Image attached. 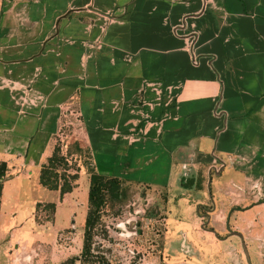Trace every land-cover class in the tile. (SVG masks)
<instances>
[{
  "label": "crops",
  "instance_id": "obj_1",
  "mask_svg": "<svg viewBox=\"0 0 264 264\" xmlns=\"http://www.w3.org/2000/svg\"><path fill=\"white\" fill-rule=\"evenodd\" d=\"M72 110L94 171L163 156L182 227L207 200L241 230L264 210V0H0V159L37 173Z\"/></svg>",
  "mask_w": 264,
  "mask_h": 264
},
{
  "label": "rangeland",
  "instance_id": "obj_2",
  "mask_svg": "<svg viewBox=\"0 0 264 264\" xmlns=\"http://www.w3.org/2000/svg\"><path fill=\"white\" fill-rule=\"evenodd\" d=\"M54 144L67 159V171L77 169L71 193L60 197L57 189L38 182V171L7 166L1 194L5 218H0V264H246L236 235L227 234L224 227L218 235L208 229L214 221L223 225L227 210L236 203L226 204L211 220L210 202L195 204L191 213L195 223L187 221L190 225L182 227L185 217L175 210L177 186L169 192L166 186L150 185L162 183L166 168L163 156L141 161L129 174L140 182H125V175L117 176L120 193L103 203L91 231L90 258L81 261L87 177L93 167L74 110L62 114ZM190 184L184 182L195 194ZM204 187L203 198L214 194L212 185ZM171 196L176 198L172 201ZM47 201L54 202V209L45 204ZM238 219L251 264H264V210L250 219Z\"/></svg>",
  "mask_w": 264,
  "mask_h": 264
},
{
  "label": "trees",
  "instance_id": "obj_3",
  "mask_svg": "<svg viewBox=\"0 0 264 264\" xmlns=\"http://www.w3.org/2000/svg\"><path fill=\"white\" fill-rule=\"evenodd\" d=\"M67 159L59 152V147L54 144L51 153L40 164L37 180L48 189H57L58 196L64 192H68L75 184L77 178V169L74 171H67ZM6 161L0 159V195L2 189V182L6 176ZM87 191L86 200L87 208L83 220L82 242L79 257L81 261L89 260V246L91 231L99 219L100 209L106 198H117L119 195L120 179L114 175H105L94 171H88L87 177ZM39 202L36 203L38 205ZM47 206L54 209V202H45ZM62 262L61 264H64Z\"/></svg>",
  "mask_w": 264,
  "mask_h": 264
},
{
  "label": "water",
  "instance_id": "obj_4",
  "mask_svg": "<svg viewBox=\"0 0 264 264\" xmlns=\"http://www.w3.org/2000/svg\"><path fill=\"white\" fill-rule=\"evenodd\" d=\"M236 208H237L236 206H232V207L227 211V213H226V220H225V222H224V226H225V228L227 229V231H228L229 233L236 234V235L239 237V239H240V244H241V248H242V250H243V253H244V256H245L246 262H247V264H251L250 259H249V255H248V252H247V249H246V246H245V243H244L243 237H242V234H241L239 231H236V230H232V229H230L229 226H228V222H227L228 214H229V212H230L231 209H236Z\"/></svg>",
  "mask_w": 264,
  "mask_h": 264
},
{
  "label": "flooded vegetation",
  "instance_id": "obj_5",
  "mask_svg": "<svg viewBox=\"0 0 264 264\" xmlns=\"http://www.w3.org/2000/svg\"><path fill=\"white\" fill-rule=\"evenodd\" d=\"M199 204H200V203H199ZM232 206H236V207L238 208L237 205H232ZM232 206H230L229 209H230ZM237 208H236V209H237ZM229 209H228V210H229ZM228 210H227V211H228ZM232 210H233V209H231L230 212H231ZM230 212H229V214H230ZM226 213H227V212H226ZM229 214H228V219H229ZM228 219H227V222L229 221ZM208 220H209V219H208ZM225 220H226V215H225ZM225 220H224V222H225ZM228 226H229V228L231 227V226H230V223H229ZM224 228H225V226H224ZM208 229H209L210 231L215 232V234L218 235V232H216L215 229H214L212 226L209 227ZM225 229H226V228H225ZM230 229H232V230H236V231H239V232L242 234V232H241L240 230H237V229H234V228H230ZM226 231H227V229H226ZM227 234H231V235H232V233H229L228 231H227ZM233 235H236V234H233ZM236 236H237V235H236ZM237 237H238V236H237ZM242 237H243V234H242ZM238 238H239V237H238ZM243 240H244V239H243ZM239 241H240V239H239ZM244 243H245V242H244ZM240 246H241V244H240ZM245 246H246V244H245ZM246 249H247V247H246ZM242 251H243V250H242ZM247 252H248V250H247ZM243 254H244V253H243ZM248 255H249V254H248ZM244 257H245V256H244ZM245 260H246V259H245ZM246 264H247V262H246Z\"/></svg>",
  "mask_w": 264,
  "mask_h": 264
}]
</instances>
